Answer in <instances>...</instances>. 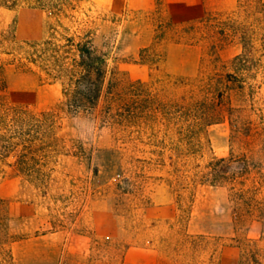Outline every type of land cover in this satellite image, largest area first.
<instances>
[{"label": "rangeland", "instance_id": "374dc122", "mask_svg": "<svg viewBox=\"0 0 264 264\" xmlns=\"http://www.w3.org/2000/svg\"><path fill=\"white\" fill-rule=\"evenodd\" d=\"M247 1L0 0V113L55 110L61 80L28 61L45 40L91 36L118 82L93 112L59 115L62 151L43 183L0 161V264H238L260 223L196 174L230 153L264 173L261 41L254 70H238L241 44L220 45L209 27L241 20ZM145 101L168 114L149 107V119ZM127 103L134 118L117 115Z\"/></svg>", "mask_w": 264, "mask_h": 264}, {"label": "trees", "instance_id": "16d2710c", "mask_svg": "<svg viewBox=\"0 0 264 264\" xmlns=\"http://www.w3.org/2000/svg\"><path fill=\"white\" fill-rule=\"evenodd\" d=\"M245 5L241 20L228 17L220 21L211 16L214 23L209 27L214 30L220 45L234 41L241 44V51L232 62L238 70L251 72L259 63V59L253 58V52L258 51L254 46L256 40L261 41L264 51V0L247 1ZM28 59L48 76L61 80V99L55 110L48 112L33 113L23 108L7 107L0 113V161L28 179L43 183V168L62 151L57 135L59 115L93 112L103 97H112L118 82L114 69L109 66V54L97 48L89 35L78 41L74 36L66 37L63 44L45 40ZM228 77L234 76L229 74ZM243 81L227 78L225 87L246 98ZM247 94L251 97L250 93ZM149 107L168 114L165 106L153 107L145 101L140 112L149 119H152L147 112ZM195 109L186 108L181 114H193ZM107 113L111 115L109 111ZM117 115L134 118L136 112L132 104L127 103L121 106ZM192 127L189 124L180 130L191 131ZM9 157L13 160L7 162ZM255 169V164L245 154L230 153L224 157L213 156L196 174L202 182L228 188L237 218L248 217L260 223L258 239L245 244L238 264H264V173L256 169L257 175L253 176Z\"/></svg>", "mask_w": 264, "mask_h": 264}, {"label": "crops", "instance_id": "0c3cea01", "mask_svg": "<svg viewBox=\"0 0 264 264\" xmlns=\"http://www.w3.org/2000/svg\"><path fill=\"white\" fill-rule=\"evenodd\" d=\"M40 246H44V243L42 241L38 242Z\"/></svg>", "mask_w": 264, "mask_h": 264}]
</instances>
